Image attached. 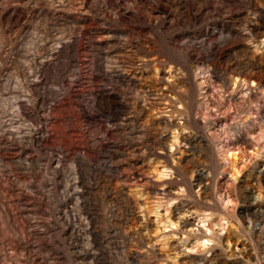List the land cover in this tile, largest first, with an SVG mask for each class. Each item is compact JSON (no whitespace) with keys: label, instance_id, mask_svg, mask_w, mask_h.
Instances as JSON below:
<instances>
[{"label":"rangeland","instance_id":"374dc122","mask_svg":"<svg viewBox=\"0 0 264 264\" xmlns=\"http://www.w3.org/2000/svg\"><path fill=\"white\" fill-rule=\"evenodd\" d=\"M0 264H264V0H0Z\"/></svg>","mask_w":264,"mask_h":264},{"label":"bare ground","instance_id":"6f19581e","mask_svg":"<svg viewBox=\"0 0 264 264\" xmlns=\"http://www.w3.org/2000/svg\"><path fill=\"white\" fill-rule=\"evenodd\" d=\"M241 80L237 77H235L234 79L232 78L231 84L232 85H237ZM239 160V156H238V152L233 151L229 154L226 155V162H225V166L230 168L232 171H235L236 169V163ZM197 179V178H196ZM197 185L200 186V179H197ZM202 192V191H201ZM205 225V224H204ZM207 226H209L207 224ZM220 227L221 229H225V222L222 221V218L218 217V218H214L211 220V224L210 227ZM208 230H210V228H207ZM203 245L206 244L205 241L202 242Z\"/></svg>","mask_w":264,"mask_h":264}]
</instances>
